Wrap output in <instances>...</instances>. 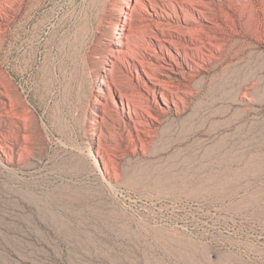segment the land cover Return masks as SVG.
<instances>
[{"label": "rangeland", "instance_id": "rangeland-1", "mask_svg": "<svg viewBox=\"0 0 264 264\" xmlns=\"http://www.w3.org/2000/svg\"><path fill=\"white\" fill-rule=\"evenodd\" d=\"M0 264H264V0H0Z\"/></svg>", "mask_w": 264, "mask_h": 264}, {"label": "bare ground", "instance_id": "bare-ground-1", "mask_svg": "<svg viewBox=\"0 0 264 264\" xmlns=\"http://www.w3.org/2000/svg\"><path fill=\"white\" fill-rule=\"evenodd\" d=\"M235 261V260H234ZM229 263V262H228Z\"/></svg>", "mask_w": 264, "mask_h": 264}]
</instances>
